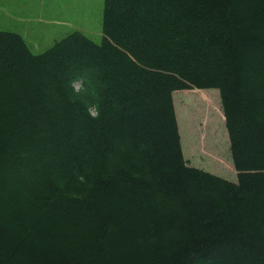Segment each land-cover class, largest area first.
I'll return each instance as SVG.
<instances>
[{
    "label": "trees",
    "instance_id": "obj_1",
    "mask_svg": "<svg viewBox=\"0 0 264 264\" xmlns=\"http://www.w3.org/2000/svg\"><path fill=\"white\" fill-rule=\"evenodd\" d=\"M101 31L0 30V264H264V0H103ZM206 88L235 182L182 153L172 92Z\"/></svg>",
    "mask_w": 264,
    "mask_h": 264
},
{
    "label": "rangeland",
    "instance_id": "obj_2",
    "mask_svg": "<svg viewBox=\"0 0 264 264\" xmlns=\"http://www.w3.org/2000/svg\"><path fill=\"white\" fill-rule=\"evenodd\" d=\"M3 5L0 30L20 34L32 53L75 30L95 43L102 40L103 0H4ZM202 90L172 92L183 156L191 167L235 182L219 91Z\"/></svg>",
    "mask_w": 264,
    "mask_h": 264
},
{
    "label": "clouds",
    "instance_id": "obj_3",
    "mask_svg": "<svg viewBox=\"0 0 264 264\" xmlns=\"http://www.w3.org/2000/svg\"><path fill=\"white\" fill-rule=\"evenodd\" d=\"M85 91H88L89 92V95H91L92 93L87 90V89H84V88H81V87H77V88H74L73 89V92L77 95V96H80L83 92ZM93 116H95L97 113H96V108H95V105H90L88 106V109H87Z\"/></svg>",
    "mask_w": 264,
    "mask_h": 264
},
{
    "label": "crops",
    "instance_id": "obj_4",
    "mask_svg": "<svg viewBox=\"0 0 264 264\" xmlns=\"http://www.w3.org/2000/svg\"><path fill=\"white\" fill-rule=\"evenodd\" d=\"M3 1H4V0H0V11H5V10H4V7H3V6H4V5H3Z\"/></svg>",
    "mask_w": 264,
    "mask_h": 264
}]
</instances>
